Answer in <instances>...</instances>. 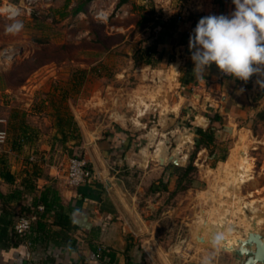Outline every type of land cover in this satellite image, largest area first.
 Listing matches in <instances>:
<instances>
[{
	"label": "rangeland",
	"instance_id": "1",
	"mask_svg": "<svg viewBox=\"0 0 264 264\" xmlns=\"http://www.w3.org/2000/svg\"><path fill=\"white\" fill-rule=\"evenodd\" d=\"M5 1L18 5L22 0ZM78 1L40 0L16 19L8 20L0 15V131L7 133V143L0 157L16 179L28 171H37L45 177L52 168H65L70 158H84L89 138L92 140L109 130L110 116L105 105V98L110 95L108 86L123 84L130 88L146 84L152 89L148 94L152 99L150 106L143 112L141 109L129 113L131 116L143 114V123L128 127L138 129L137 132H125L131 141L136 140L135 145L129 147L131 150L146 149L147 166L142 170L129 169L118 161L116 167L119 179L130 185H143L138 198L145 220L151 222L148 228L152 237L151 256L156 264H173L176 257L183 264H235V257L229 252L238 245L241 234L229 227H248L245 229L248 232L256 222L258 228L264 229V190L254 194L258 183L245 184L254 178L252 172H260L264 166V90L257 84L256 76L247 85L223 76L231 80L230 87L214 92L210 99L199 90L192 91L190 101L183 108L172 109L173 102H178L172 101L176 89L168 91L164 83L165 79L174 77L175 71L171 63L160 67L161 55L149 56L148 53L151 47L168 41L169 33H178L176 40L185 36L189 41L199 18L211 13L230 15L235 7L232 0H223V5L214 2V7L210 0H129L125 8H121L127 16L111 17L106 23L95 19L89 9L92 5L108 9L111 6L108 0H92L83 17L73 15ZM119 2L116 0L117 8ZM2 3L0 0V5ZM144 5H148L144 10L139 8ZM130 13L131 17H136L132 18L134 22L142 23L140 26L124 27ZM179 16L183 19L179 20ZM144 18L150 19L149 22ZM16 23L22 27L9 31ZM93 28L97 32H92ZM95 34L101 35V39L123 34L125 39H105L103 44L93 39ZM46 49H51L53 60L29 74L46 55ZM148 59L152 65L146 63ZM184 68H180L182 75L188 72L191 76L193 61L190 59ZM146 71L151 72L150 78L148 74L143 75ZM122 73L126 78H117ZM140 76L142 82L138 79ZM211 84L213 82H205L207 87ZM215 112L221 113L224 125L216 124L221 133L213 156L218 159L228 153V159L231 152L237 156L225 166L223 173L231 179L226 177L222 193L214 200L217 208L208 214L214 219L211 222L200 208H190L193 200L199 201L201 188L206 189L204 177L208 167H216L208 150L200 151L195 161L196 187L175 198L167 192H152V185L158 186L160 179L148 183L145 172L155 165L165 171L170 165L166 162L162 166L159 162L162 148L170 149L172 155L179 154L180 166H186L195 149V128H207L208 116ZM65 136L66 142L63 141ZM22 139L25 142H20ZM256 174L264 186V175ZM165 175L169 173H164L162 178ZM173 179L170 178V191L175 187L176 178ZM220 216L222 219L216 220ZM226 220L228 229L219 234L218 240L224 251L206 250L192 243L188 234L191 227L205 221L224 225Z\"/></svg>",
	"mask_w": 264,
	"mask_h": 264
},
{
	"label": "crops",
	"instance_id": "2",
	"mask_svg": "<svg viewBox=\"0 0 264 264\" xmlns=\"http://www.w3.org/2000/svg\"><path fill=\"white\" fill-rule=\"evenodd\" d=\"M210 1H212L211 6L214 7V0ZM205 9L208 10V8ZM79 14L83 17L85 12ZM176 35L178 33H174L172 37L167 36L168 41L160 44V54L158 55L162 56L160 67H166L168 63H171L170 65L175 71L171 80L165 79L164 86L168 91L176 89L175 95H172V101L177 100L178 102L175 104L173 102L171 108L175 107L176 110H180L186 102L190 101L188 97L192 91L199 90L210 99L214 92L230 87L231 80L223 79V74L215 64L207 70L203 78L195 79L196 76L193 73L188 76V72L182 75L181 69L190 61L191 53L188 41L182 43L179 39L176 40ZM142 73L145 76L148 74V78L152 76L149 71ZM117 78L125 79V73L118 74ZM138 79L141 81L142 77L140 76ZM173 79L176 81L173 82ZM205 82H213V84L208 88L205 86ZM147 87L142 83L130 88L123 84L108 86L110 95L105 98V105L108 107L106 110L110 116V128L103 134L94 136L92 140L90 138L87 140L90 143L86 145L84 158L93 174V178L87 184L80 187L69 186L66 176L63 172L59 173L57 168H52L48 173L52 178L51 181L40 179L38 182L40 192L50 186L55 188L65 212L73 217L78 229L70 232L69 238L65 240V231L60 226L53 224L56 218L54 212H51L44 219V222L47 223L45 229L42 231L33 230L26 238L27 240L18 242L12 237V229L4 231V225L0 224V264H48L50 261L56 264H156L151 256L150 248L152 237L149 236L151 232L148 228L151 227V222L145 220L146 216H144V211L140 206L141 201L138 198L139 192L143 190V185H130L129 182L122 181L117 177L118 167H116L118 161L123 162L129 169L136 167L138 170H142L147 166L146 149L143 148L144 150L141 149L138 152L131 150L136 140L131 141L125 132H137L138 129H129L128 127L143 123V114L131 116L129 113L132 110L141 109L143 112V109L147 110V106H150L152 99L148 94H151L152 89ZM197 138L195 135V141ZM236 156L231 152L226 161L217 162L215 168L208 167L204 177L206 189L201 188L199 201L193 200L190 203V208L194 210L200 208L203 211L206 220L214 222V219H210L208 214L213 212V208H217L214 200L222 193L226 177L228 180L231 179L229 175L226 176L223 173L225 166L230 163L232 157ZM116 157H118L117 160H115ZM238 164H236L237 167ZM253 166L252 170L254 171L256 166L255 164ZM161 170H163L162 167L155 165L150 171L145 172L147 182L150 183L152 179H161L166 173ZM260 170V172L257 170L252 172L254 178L245 183L248 186L255 185V182L258 183L257 187L260 188L255 187L252 192L254 194H260L264 190V186L256 177V173L260 174V177L264 175V166ZM230 175L233 174L230 173ZM26 176L27 173L23 174L14 185L7 184L0 178V191L10 194L16 189H22L20 183ZM167 176L165 175V178ZM173 178L172 176V181ZM147 182L146 184H148ZM154 189L157 190L160 187L154 186ZM242 191H244L243 188L240 193L244 198L245 195ZM248 194L250 196L251 193L248 192ZM36 197V193L23 194L20 199L12 200L10 205L16 213L14 220L24 216L25 212L32 207ZM230 208L232 207L229 206V210ZM237 213L239 214V211ZM222 217L220 216L216 220H220ZM246 228L248 227H244V229ZM98 247H103L108 253L110 252L114 256V260L111 261L108 256L104 260L97 259L95 249Z\"/></svg>",
	"mask_w": 264,
	"mask_h": 264
},
{
	"label": "trees",
	"instance_id": "3",
	"mask_svg": "<svg viewBox=\"0 0 264 264\" xmlns=\"http://www.w3.org/2000/svg\"><path fill=\"white\" fill-rule=\"evenodd\" d=\"M92 0H79L76 6L73 9V15H77L80 12H87L88 4ZM144 2H151L152 0H141ZM129 2V0H120L118 4V9L125 8V5ZM215 3H220L223 5V0H214ZM148 5H144V7H139L144 10L145 7ZM151 6V5H149ZM122 10V9H121ZM136 17H131V13L129 15V18L126 19L124 23V27H130L132 25L140 26L142 23L140 21L134 22ZM150 19L144 18V21L149 22ZM152 20V19H151ZM166 28V27H164ZM92 32H97L96 30H92ZM173 34V32H171ZM94 40L102 41L104 44L105 39L112 40V41H123L125 39V35L123 34H115L110 35L108 37H103L101 39V35L95 34ZM169 36L172 37L173 35ZM97 37V38H96ZM100 37V38H99ZM182 43L186 42L185 36H182V38L179 40ZM66 48V47H65ZM51 49H46V55L43 57L41 61H37V65H35L29 74L33 72L34 70L38 69L39 67L43 66L47 62H50L53 60L54 57H50ZM149 56L150 55H156L160 54V46L151 47L148 49ZM148 65H152L151 61L148 59L146 62ZM255 76H253L251 79H253ZM250 79V80H251ZM249 80V81H250ZM248 81V82H249ZM241 83L247 85V83L240 81ZM209 118V125L207 128L197 127L195 128V134L197 135V140L195 141V149L189 156L188 164L186 166H174L170 164L166 167L165 171L166 173H169V176L165 179V177L161 178L158 181V186L160 189L155 190L154 185L151 187V191L154 193L158 192H167L170 194L171 198H175L180 193H184L190 189H193L196 187V183L198 182L197 172L198 168L195 165V161L197 159V155L202 150H208L209 151V157H213L214 163H217L219 161H226L228 153H224L222 157L216 158L214 155V149L218 142V137L221 133V128H218L216 124L224 125V118L222 115H220L219 112H215L212 115L208 116ZM24 139V138H23ZM23 139L20 142H25ZM28 140V138H26ZM64 142H66V136L64 137ZM32 158V157H31ZM82 158V157H77ZM31 160V159H30ZM32 161V160H31ZM4 159L0 157V178L4 180L5 183L14 185L16 182V176L7 168L5 165ZM174 176L176 178L175 180V187L173 191H170L169 185H170V178ZM40 179H46L51 181L52 178L50 175H47L45 177H41L37 171H28L27 176L24 177L20 183V186H22V189H16L10 194H4L0 191V224L4 225L5 229L4 231H7L9 228L12 229V237L17 240L18 242H24L27 240L28 235L26 236H20L18 235L14 230V224L16 220L14 218L16 217V213L14 209L11 207L10 203L13 199H20L23 194H37L36 200L34 201L32 207L25 212L24 216L27 217H35V220L33 222L32 230H38L42 231L47 227V223L44 222V219L47 218L48 214L51 212H54L55 214V220L53 224L60 226L64 231V239L67 240L69 238L70 232H73L78 229V226L74 222V219L71 215H68L65 212V209L61 203V199L58 196L57 191L53 186L47 187L43 191L38 190V181ZM39 206L44 207V211H39ZM49 226V225H48ZM99 249H102V252L100 254V259L104 260L105 257H110L111 261L114 260V256L103 247H98L95 249L96 253L99 252ZM48 264H56L53 261L48 262Z\"/></svg>",
	"mask_w": 264,
	"mask_h": 264
},
{
	"label": "clouds",
	"instance_id": "4",
	"mask_svg": "<svg viewBox=\"0 0 264 264\" xmlns=\"http://www.w3.org/2000/svg\"><path fill=\"white\" fill-rule=\"evenodd\" d=\"M232 4L230 15L204 16L190 34L193 73L203 78L215 64L233 80L247 83L258 77L257 84L264 90V0H232ZM21 27L16 23L9 31Z\"/></svg>",
	"mask_w": 264,
	"mask_h": 264
},
{
	"label": "water",
	"instance_id": "5",
	"mask_svg": "<svg viewBox=\"0 0 264 264\" xmlns=\"http://www.w3.org/2000/svg\"><path fill=\"white\" fill-rule=\"evenodd\" d=\"M20 5L24 6L25 2L22 0ZM159 162L162 166H165L166 162L174 166H180L179 154L172 155L170 149L162 148ZM229 228L241 234L238 245L232 252H229L235 257V264H264V229L258 228L256 222L252 223V229L248 232H246L244 228H239L238 226H231ZM227 229L228 220L225 221L224 225H215L205 221L200 226L191 227L188 234L192 243L198 247L206 250L220 249L224 251L220 248L216 237L219 236L220 233H225ZM173 264H183V262L180 258L176 257L173 259Z\"/></svg>",
	"mask_w": 264,
	"mask_h": 264
},
{
	"label": "built area",
	"instance_id": "6",
	"mask_svg": "<svg viewBox=\"0 0 264 264\" xmlns=\"http://www.w3.org/2000/svg\"><path fill=\"white\" fill-rule=\"evenodd\" d=\"M23 1L25 2L24 6H21L20 4L16 5L9 1L3 0V3L0 5V15L8 20L16 19L22 15L24 10L30 11L31 6L34 3L39 2L40 0H23ZM108 1L110 2L111 5L108 9H104L102 7L98 8L96 5H92L89 9V14H91L95 19L103 23H106L111 17L118 18L121 16L122 18L124 16H127L128 14L127 12L117 8L116 0H108ZM207 15H221V14L211 13V14H205L204 16ZM182 19L183 17L179 16V20ZM199 19L197 20V23ZM223 76L226 75L223 74ZM6 143H7V133L5 131H0V152H3ZM31 160L34 161V158L32 157ZM58 171L59 173L61 172L64 173V175L66 176V181L68 185L71 187L83 186L93 178V174L89 168V164L87 160L84 158H77V157L70 158L67 163V166L65 168L64 167L58 168ZM38 209L40 212L44 211L43 206H39ZM34 220L35 217H27V216L18 217L14 224L15 232L20 236H26L30 234ZM101 252L102 249H99V252L96 255L97 259H100Z\"/></svg>",
	"mask_w": 264,
	"mask_h": 264
}]
</instances>
